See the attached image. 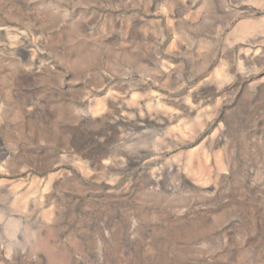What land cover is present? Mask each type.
<instances>
[{
  "label": "rangeland",
  "instance_id": "obj_1",
  "mask_svg": "<svg viewBox=\"0 0 264 264\" xmlns=\"http://www.w3.org/2000/svg\"><path fill=\"white\" fill-rule=\"evenodd\" d=\"M0 264H264V0H0Z\"/></svg>",
  "mask_w": 264,
  "mask_h": 264
}]
</instances>
